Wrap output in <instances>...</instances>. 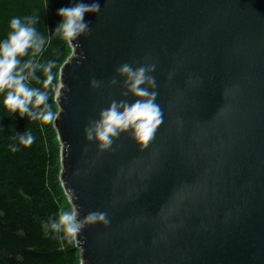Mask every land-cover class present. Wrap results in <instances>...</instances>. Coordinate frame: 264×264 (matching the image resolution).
Masks as SVG:
<instances>
[{
    "label": "water",
    "instance_id": "water-1",
    "mask_svg": "<svg viewBox=\"0 0 264 264\" xmlns=\"http://www.w3.org/2000/svg\"><path fill=\"white\" fill-rule=\"evenodd\" d=\"M82 2L100 10L69 45L53 119L80 264H264V0ZM125 63L156 65L163 122L146 148L122 133L101 151L85 128L134 102Z\"/></svg>",
    "mask_w": 264,
    "mask_h": 264
},
{
    "label": "trees",
    "instance_id": "trees-1",
    "mask_svg": "<svg viewBox=\"0 0 264 264\" xmlns=\"http://www.w3.org/2000/svg\"><path fill=\"white\" fill-rule=\"evenodd\" d=\"M71 0H0V42L8 39L10 21L35 17L34 27L46 40L35 56L32 49L19 57L29 88L47 94L55 115L58 72L71 49L55 32L61 17L58 10ZM34 70L23 68L28 60ZM6 93H0V264H80L74 237L55 232L49 225L71 209L59 181L60 147L51 122L9 115L4 108ZM30 131L29 147L17 135ZM18 150L13 152L12 147Z\"/></svg>",
    "mask_w": 264,
    "mask_h": 264
},
{
    "label": "clouds",
    "instance_id": "clouds-1",
    "mask_svg": "<svg viewBox=\"0 0 264 264\" xmlns=\"http://www.w3.org/2000/svg\"><path fill=\"white\" fill-rule=\"evenodd\" d=\"M99 10L98 3H84L82 0H77L74 6L59 9L57 15L61 20L54 33L71 47L79 48V38L88 36L91 32L89 23L84 19L85 15L97 13ZM36 23L35 17H25L23 22L15 17L10 21L8 39L0 42V93H6L3 103L9 115L17 113L19 117L51 122L56 117L47 103V94L27 86V77L23 74L18 59L27 55L29 49L33 50V56L43 50L46 40L37 33L34 27ZM23 68L34 70L33 61L30 59L25 62ZM155 68V64L146 63L133 67L125 63L117 69L119 76L123 77L124 95L131 96L134 102L113 100L100 112L98 120L85 128L86 138L95 140L101 151L108 150L122 133H130L142 148H146L154 140L163 122V111L155 102L157 92L153 90L156 87V80L152 75ZM91 83L94 87L100 86V82L95 79ZM111 83L114 85L117 80L114 78ZM15 138L24 147L31 146L35 140L30 131ZM11 150L15 152L18 149L13 146ZM73 208L76 206L73 205ZM78 216L79 210L65 211L46 227L75 237L84 226ZM86 220L108 223L106 213L103 212H91Z\"/></svg>",
    "mask_w": 264,
    "mask_h": 264
},
{
    "label": "rangeland",
    "instance_id": "rangeland-1",
    "mask_svg": "<svg viewBox=\"0 0 264 264\" xmlns=\"http://www.w3.org/2000/svg\"><path fill=\"white\" fill-rule=\"evenodd\" d=\"M69 205H70V204H69ZM70 207H71V205H70ZM69 210H72V207H71V209H69V208H68V209H66V211H69Z\"/></svg>",
    "mask_w": 264,
    "mask_h": 264
}]
</instances>
